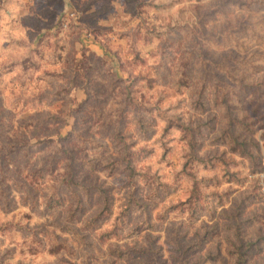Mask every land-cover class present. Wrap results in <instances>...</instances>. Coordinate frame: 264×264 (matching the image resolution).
Returning a JSON list of instances; mask_svg holds the SVG:
<instances>
[{"label": "rangeland", "instance_id": "rangeland-1", "mask_svg": "<svg viewBox=\"0 0 264 264\" xmlns=\"http://www.w3.org/2000/svg\"><path fill=\"white\" fill-rule=\"evenodd\" d=\"M234 226L263 244L264 0H0V264H231Z\"/></svg>", "mask_w": 264, "mask_h": 264}, {"label": "trees", "instance_id": "trees-1", "mask_svg": "<svg viewBox=\"0 0 264 264\" xmlns=\"http://www.w3.org/2000/svg\"><path fill=\"white\" fill-rule=\"evenodd\" d=\"M224 104H226V106H227V115H228V119H229V124H228V128L226 131L228 135L226 134L225 137L224 136L222 137L223 144H227L233 153L239 152L240 157L249 161L250 164L254 166V169H253L254 173L261 171L262 170L261 164H260V162H258L259 160H257L258 156L255 155L248 148L249 143L246 141L240 142L239 136H236L234 134V132L236 130V125H241V126H243V128H245V127L249 128V126L247 124H245V122H243L244 121L243 119L242 120H234L235 118L233 117V115L231 113L233 111L232 107L228 103H224ZM204 108H206V106H204ZM211 121H214V119H212ZM204 127H206V125H198V126H189V125L183 126L182 125V130L187 136L186 141L188 142V144H190L191 149L195 150L197 148L196 147L198 144L197 143V137L201 136V134H202L201 132H202V129ZM170 128L171 127L169 126V129ZM248 130H250V128ZM80 140H81V143L83 145V150L86 152L93 151L95 148H97V146L104 149L105 151H107L106 146H104V144H102V143H98L96 140L84 139L82 137H80ZM52 142H54L52 139H45V143H52ZM218 160L224 162V156L223 157L219 156V157H214V158L209 159L208 162L214 163V164H212L211 168L215 167L214 166L215 162ZM84 162H85L84 167H87L89 170L94 169L95 166L92 164V163H94V160L92 158H90V159L85 158ZM125 162H126V171L128 172V178L130 180V184L133 185V188L135 189L133 183L138 181L139 177H142V180H144L146 182V184L149 185L152 189L150 178H153V177L149 174L140 173L135 168V163L137 162L136 154L135 153H126ZM200 162L205 164L206 160H201ZM114 163H116L117 166L119 164L118 162H114ZM116 164L112 165L113 169H111V171L109 172V175L110 174L112 175L114 173V171L116 170V167H115ZM105 171L107 172L108 170L105 169ZM225 171L226 172L224 173V176H226V174L228 172L227 170H225ZM214 180H215V178L203 179V181H206L207 183L213 182ZM161 186L162 185L159 184L157 190ZM157 190H155V193L157 192ZM59 205H60L59 198H54L50 202V207L59 206ZM229 218L236 220L238 217L236 215H233V216H229ZM95 220H97V219H94L91 222H94ZM91 222L88 223V225H90ZM251 222H253L252 219H251ZM234 227L237 230L238 226H234ZM242 234L243 233L240 231V229H238L236 232V241H235V239L231 240V239L227 238V242L230 244V247H231L229 250V254L231 256V264H264V260H262V258L256 257V254L261 255L262 253H264V239L263 238L260 239V241L263 242V244H259L258 241H256V242H250V241L245 242V241H243ZM139 252L141 254H146L147 251L141 250ZM120 254H125V253L121 252ZM181 264H185V263H183V261H182Z\"/></svg>", "mask_w": 264, "mask_h": 264}]
</instances>
